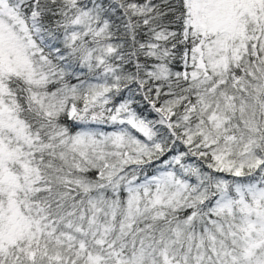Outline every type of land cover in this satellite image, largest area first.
<instances>
[{
    "label": "snow or ice",
    "instance_id": "obj_1",
    "mask_svg": "<svg viewBox=\"0 0 264 264\" xmlns=\"http://www.w3.org/2000/svg\"><path fill=\"white\" fill-rule=\"evenodd\" d=\"M0 264H264V0H0Z\"/></svg>",
    "mask_w": 264,
    "mask_h": 264
}]
</instances>
